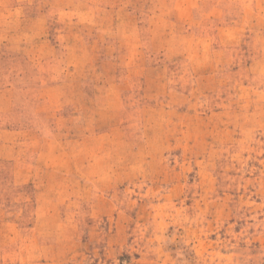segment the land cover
Listing matches in <instances>:
<instances>
[{
	"label": "rangeland",
	"instance_id": "obj_1",
	"mask_svg": "<svg viewBox=\"0 0 264 264\" xmlns=\"http://www.w3.org/2000/svg\"><path fill=\"white\" fill-rule=\"evenodd\" d=\"M0 264H264V0H0Z\"/></svg>",
	"mask_w": 264,
	"mask_h": 264
}]
</instances>
